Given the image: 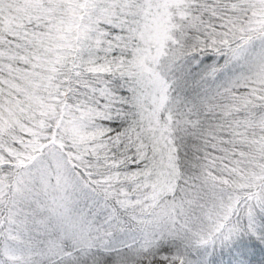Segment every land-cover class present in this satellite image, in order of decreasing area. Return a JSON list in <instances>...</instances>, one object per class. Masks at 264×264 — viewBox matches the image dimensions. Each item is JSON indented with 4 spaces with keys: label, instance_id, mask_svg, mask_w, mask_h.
<instances>
[{
    "label": "snow or ice",
    "instance_id": "snow-or-ice-1",
    "mask_svg": "<svg viewBox=\"0 0 264 264\" xmlns=\"http://www.w3.org/2000/svg\"><path fill=\"white\" fill-rule=\"evenodd\" d=\"M0 264H264V0H0Z\"/></svg>",
    "mask_w": 264,
    "mask_h": 264
}]
</instances>
